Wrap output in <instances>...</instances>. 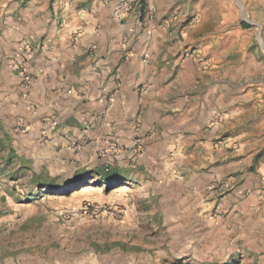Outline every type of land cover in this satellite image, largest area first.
<instances>
[{
  "label": "crops",
  "instance_id": "crops-1",
  "mask_svg": "<svg viewBox=\"0 0 264 264\" xmlns=\"http://www.w3.org/2000/svg\"><path fill=\"white\" fill-rule=\"evenodd\" d=\"M219 1L224 11L232 8L230 0ZM257 1L264 6V0ZM51 2L46 4L52 9L43 17L49 24L45 31H30L32 27L26 29L20 19L14 23L13 17L0 15V144L15 168L32 169L33 183L44 182L38 177L46 173L50 178L44 182L46 188L61 191L82 184L86 169L107 186L118 178V167L129 160H137L136 168L148 172L162 150L217 149L211 142L217 132L205 134L204 113L197 117L195 113L194 93L203 86L211 91L212 84H218L214 96L219 97L215 106L219 116L234 118L241 112L245 116V111H229L223 99L231 73H238L237 80L241 71L252 72L242 49L246 35L238 31L207 41L201 27L211 17L202 18L193 0H142L124 20L114 17L122 0ZM17 13L24 15L22 9ZM226 22L223 14V31ZM259 32L264 33V23ZM4 34L10 36L6 42L1 38ZM216 44L217 49L211 47ZM239 57L241 61L234 65L232 59L236 62ZM216 75L219 79L205 83L208 76ZM164 109L176 113L164 114ZM137 138L142 144L136 151ZM228 142L227 146L233 145ZM180 158L174 161L177 170L187 167ZM249 174L254 175L253 186L255 178H264V166ZM188 180L193 186L192 177ZM235 198L239 201L241 196ZM239 206L241 215H248L245 223L252 222L256 217L252 211L258 206L249 208L243 202ZM1 209L0 205V222ZM48 260L3 261L43 264ZM121 260L112 264L144 263ZM82 263L81 259L61 260V264ZM84 264L105 262L88 259Z\"/></svg>",
  "mask_w": 264,
  "mask_h": 264
},
{
  "label": "rangeland",
  "instance_id": "rangeland-1",
  "mask_svg": "<svg viewBox=\"0 0 264 264\" xmlns=\"http://www.w3.org/2000/svg\"><path fill=\"white\" fill-rule=\"evenodd\" d=\"M193 2L202 18L211 17L201 27L207 41L238 31L246 35L242 49L252 72L241 71L237 80L238 73H231L223 99L229 111H245V116L242 112L234 118L219 116L215 108L219 97L214 96L218 84H212L211 91L203 86L194 93L196 117L204 113L203 131L215 130L211 142L219 147L162 150L148 172L136 168L137 160L128 159L118 167L116 181L107 186L84 169L82 184L51 192L44 183L50 179L46 173L38 177L44 182L33 183L32 169L15 168L0 144V264H6L4 259H49L43 264H61L62 259H81L82 264L88 259H104L105 264L114 259L143 264H264V178H255L252 186L254 175L249 174L264 166V33L259 32L264 6L256 0H230L232 8L224 11L219 0ZM46 3L0 0V15L13 17L14 23L20 19L26 29L32 27L30 31H45L49 24L43 17L52 9ZM19 9L24 15L17 13ZM1 38L6 42L10 36ZM12 52L15 56V47ZM232 60L237 65L241 57ZM215 78L219 76H208L205 83ZM229 140L233 145L227 146ZM222 148L226 152L218 151ZM178 157L187 166L179 171L174 164ZM240 202L258 206L252 222L245 223L248 215H241ZM96 208L113 213L95 215Z\"/></svg>",
  "mask_w": 264,
  "mask_h": 264
},
{
  "label": "built area",
  "instance_id": "built-area-1",
  "mask_svg": "<svg viewBox=\"0 0 264 264\" xmlns=\"http://www.w3.org/2000/svg\"><path fill=\"white\" fill-rule=\"evenodd\" d=\"M141 1L142 0H122V2L116 7L114 11V17L118 20L126 19L132 11H135L138 8V6L141 4ZM141 144H142V139L137 138L134 144L136 151L139 150ZM109 171H110L109 167L108 166L105 167V172H109ZM105 210L106 209L96 208L94 214L98 215L100 213L101 215H108V214L111 215V213H113L111 212V210L110 211L109 210L105 211ZM84 211H87V208H85Z\"/></svg>",
  "mask_w": 264,
  "mask_h": 264
},
{
  "label": "bare ground",
  "instance_id": "bare-ground-1",
  "mask_svg": "<svg viewBox=\"0 0 264 264\" xmlns=\"http://www.w3.org/2000/svg\"><path fill=\"white\" fill-rule=\"evenodd\" d=\"M122 191H124V188L123 189H121Z\"/></svg>",
  "mask_w": 264,
  "mask_h": 264
}]
</instances>
